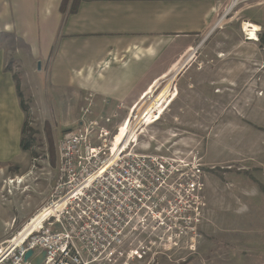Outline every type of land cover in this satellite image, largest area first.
<instances>
[{
	"label": "rangeland",
	"instance_id": "obj_1",
	"mask_svg": "<svg viewBox=\"0 0 264 264\" xmlns=\"http://www.w3.org/2000/svg\"><path fill=\"white\" fill-rule=\"evenodd\" d=\"M233 1L215 31L183 58L180 74L161 81L130 122L131 111L111 108L108 113L99 97L85 98L82 106L76 99L83 58L62 54L64 19L57 18H65L70 4L64 12L43 0L32 8L5 5L0 19V86L5 90L0 97V243L18 235L47 198L57 176L60 140L89 120L81 109L94 102L90 119H109L116 139L131 128L129 140L137 154L201 158L207 220L185 264H264V0H237L235 6ZM248 25L259 28L258 39H250ZM3 68L23 85L27 112L16 85L5 83ZM70 98L76 99L72 105ZM156 99L159 105L151 111L157 115H147ZM25 121L27 135L34 137L27 152L21 149ZM16 177L20 185L11 184ZM183 256L188 257L172 254Z\"/></svg>",
	"mask_w": 264,
	"mask_h": 264
},
{
	"label": "built area",
	"instance_id": "obj_2",
	"mask_svg": "<svg viewBox=\"0 0 264 264\" xmlns=\"http://www.w3.org/2000/svg\"><path fill=\"white\" fill-rule=\"evenodd\" d=\"M92 108L61 138L50 193L23 230L0 243V264H31L43 252L41 264L188 263L207 220L201 158L139 155L131 140L116 145L110 120L90 119ZM11 184L20 185L17 177Z\"/></svg>",
	"mask_w": 264,
	"mask_h": 264
},
{
	"label": "crops",
	"instance_id": "obj_3",
	"mask_svg": "<svg viewBox=\"0 0 264 264\" xmlns=\"http://www.w3.org/2000/svg\"><path fill=\"white\" fill-rule=\"evenodd\" d=\"M39 1L42 0H0V19L5 5L18 7L25 3L32 8ZM43 1L49 3V8H62L63 0ZM231 1L83 0L76 14L66 11L65 18L57 15L59 21L64 19L62 54L83 58L77 71L76 99L82 106V100L89 102L99 97L108 113L111 108L134 112L144 99L155 94L161 81L170 75L173 81L180 74L183 58L215 31L221 12ZM5 69L2 74L8 78L4 81L12 88L16 83ZM3 93L0 86L1 98ZM76 99L70 98L69 105ZM159 101L149 106L147 115H157L151 110ZM92 103L94 110L96 105Z\"/></svg>",
	"mask_w": 264,
	"mask_h": 264
},
{
	"label": "trees",
	"instance_id": "obj_4",
	"mask_svg": "<svg viewBox=\"0 0 264 264\" xmlns=\"http://www.w3.org/2000/svg\"><path fill=\"white\" fill-rule=\"evenodd\" d=\"M83 1V0H63V4H62V10L63 12L65 11V8H67L68 4H70V9H69V14L73 15L76 14L78 12L79 9V3ZM8 71V70H6ZM14 80L16 82V87H17V93L19 98L21 99V108L23 109L24 112L28 111V106L25 105L24 100H23V94L21 91V86H20V82L19 79L17 77H14ZM28 127V123L27 121H25L24 125H23V129H22V141H21V149L24 152L30 151L31 148L33 147V143H34V137L33 135L28 134L27 135V128ZM32 131V130H30ZM71 130H67L64 133H67Z\"/></svg>",
	"mask_w": 264,
	"mask_h": 264
},
{
	"label": "bare ground",
	"instance_id": "obj_5",
	"mask_svg": "<svg viewBox=\"0 0 264 264\" xmlns=\"http://www.w3.org/2000/svg\"><path fill=\"white\" fill-rule=\"evenodd\" d=\"M237 0L234 2L233 6H235ZM259 28L254 26V25H248L246 31L249 33V37L251 36V40H256L258 38H256L257 34L256 32H258ZM124 131V130H123ZM131 130H129V132H126V134L124 136L121 135V138L116 139V145H120L122 146L123 144H126V142L130 139L131 136ZM23 181H20V183H22Z\"/></svg>",
	"mask_w": 264,
	"mask_h": 264
},
{
	"label": "water",
	"instance_id": "obj_6",
	"mask_svg": "<svg viewBox=\"0 0 264 264\" xmlns=\"http://www.w3.org/2000/svg\"><path fill=\"white\" fill-rule=\"evenodd\" d=\"M32 255H33V251H29L25 256V260L28 261L32 257ZM45 255L46 253L43 252L40 256L32 260L31 264H41Z\"/></svg>",
	"mask_w": 264,
	"mask_h": 264
},
{
	"label": "flooded vegetation",
	"instance_id": "obj_7",
	"mask_svg": "<svg viewBox=\"0 0 264 264\" xmlns=\"http://www.w3.org/2000/svg\"><path fill=\"white\" fill-rule=\"evenodd\" d=\"M164 261H165V258L162 257V262H164ZM159 262H160V260H159ZM166 262H167V261H166Z\"/></svg>",
	"mask_w": 264,
	"mask_h": 264
}]
</instances>
